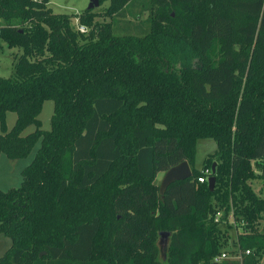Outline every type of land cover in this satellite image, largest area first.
Listing matches in <instances>:
<instances>
[{
    "label": "trees",
    "instance_id": "trees-1",
    "mask_svg": "<svg viewBox=\"0 0 264 264\" xmlns=\"http://www.w3.org/2000/svg\"><path fill=\"white\" fill-rule=\"evenodd\" d=\"M133 2L137 19L149 12L148 29L116 33ZM49 3L0 0V40L22 49L13 75L0 76V155L26 158L40 142L21 186L0 189V233L13 240L0 264H258L264 196L251 182H264V0H110V21L80 15L87 33ZM8 112L17 113L10 130ZM202 139L217 143L204 162L219 159L213 191L198 181ZM185 160L192 177L162 195L158 173ZM221 224L242 230L241 260H215Z\"/></svg>",
    "mask_w": 264,
    "mask_h": 264
},
{
    "label": "rangeland",
    "instance_id": "rangeland-1",
    "mask_svg": "<svg viewBox=\"0 0 264 264\" xmlns=\"http://www.w3.org/2000/svg\"><path fill=\"white\" fill-rule=\"evenodd\" d=\"M91 0H50L48 4L49 7L52 8L55 13H68V14H76L75 17L72 18V24L75 27H78L80 23V15L88 9ZM110 5V0H100V5L93 9L94 12H97L98 15L95 17V22H108L111 18L105 15L108 6ZM141 5L139 3L128 6V13L126 17L116 18L114 21V28L116 33L120 34H142L145 32L149 23L146 21L149 12L143 10L142 18L137 19L136 16L141 11ZM81 24V23H80ZM90 27H87L85 33L89 32ZM3 44V50L0 52V76L2 77H11L14 73V63L16 60V56L22 54V49L19 47H9L8 44L2 40H0ZM54 112V101L46 100L43 105V109L39 115L40 120L42 121V128L45 130L51 129V118ZM17 119L16 112H8L6 124L7 128L10 130L15 125ZM36 129L35 125H30L27 127L23 134H28L33 132ZM1 132V125H0ZM40 147V142L36 144L32 152L26 158H18L12 159L9 158L5 153L0 155V189L1 190H9L10 188L19 187L23 181L22 171L23 169L29 165L34 159L37 150ZM217 149V143L214 139H202L198 143L197 155L195 159L196 167L203 169L210 168L211 164L214 162H218L219 159L217 157L209 158L208 166H204L205 160L210 156V153H213ZM205 167V168H204ZM254 169L257 175H260V168L256 163L254 165ZM165 172L158 173V182L161 183ZM251 184L254 189L260 194L264 196V182L261 179L252 180ZM232 221V219H231ZM226 224H221L222 230L218 233V237L221 242V252L227 253V257L222 259L221 261L227 260H241L239 248H236L233 245L234 237L237 238V234L242 230H235L226 227ZM228 228V230H227ZM260 228H264V219L260 222ZM13 240L11 237L6 236L0 233V258L6 253V251L11 247ZM236 243V242H235ZM234 243V244H235ZM239 257V258H238ZM214 260V259H213ZM209 260L202 259L200 264H208ZM220 261V262H221ZM258 264H264V256L260 258Z\"/></svg>",
    "mask_w": 264,
    "mask_h": 264
},
{
    "label": "water",
    "instance_id": "water-1",
    "mask_svg": "<svg viewBox=\"0 0 264 264\" xmlns=\"http://www.w3.org/2000/svg\"><path fill=\"white\" fill-rule=\"evenodd\" d=\"M99 5H100V0H91L88 9L92 10ZM216 166H217V162H214L212 165L213 174L208 179V184L211 191H213L216 186V176H215ZM192 175H193V171L187 160L169 168L168 170L165 171L164 177L160 183V193L164 195L167 188L172 183L188 179L192 177ZM169 237H170V232L162 231L160 233V244L166 247L169 241ZM44 253L45 252L41 253V255Z\"/></svg>",
    "mask_w": 264,
    "mask_h": 264
},
{
    "label": "built area",
    "instance_id": "built-area-1",
    "mask_svg": "<svg viewBox=\"0 0 264 264\" xmlns=\"http://www.w3.org/2000/svg\"><path fill=\"white\" fill-rule=\"evenodd\" d=\"M77 28L81 32H86V30H87V27L85 25L80 24V23L78 24V27ZM210 176H211V168L204 169L203 175H201L198 178V181L201 182V183L207 182ZM222 215H223V212L222 211H218L217 214H216V217H215V221L216 222H221ZM230 217H231V219L233 218L232 215ZM233 222H234V220H233ZM249 253H251V250L250 249H247L246 250V254H249ZM226 257H227V253H222L220 256H217L215 258V260L216 261H221L222 259H224ZM240 259H242V253L240 254Z\"/></svg>",
    "mask_w": 264,
    "mask_h": 264
},
{
    "label": "crops",
    "instance_id": "crops-1",
    "mask_svg": "<svg viewBox=\"0 0 264 264\" xmlns=\"http://www.w3.org/2000/svg\"><path fill=\"white\" fill-rule=\"evenodd\" d=\"M157 180H158V177H157Z\"/></svg>",
    "mask_w": 264,
    "mask_h": 264
}]
</instances>
